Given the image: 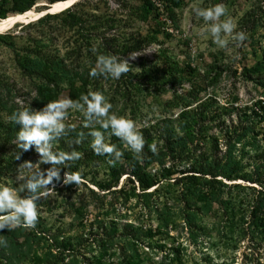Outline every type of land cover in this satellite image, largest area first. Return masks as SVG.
<instances>
[{
    "label": "trees",
    "instance_id": "16d2710c",
    "mask_svg": "<svg viewBox=\"0 0 264 264\" xmlns=\"http://www.w3.org/2000/svg\"><path fill=\"white\" fill-rule=\"evenodd\" d=\"M47 1L54 4L61 0ZM34 3L35 0H0V19L8 14L25 12ZM100 4L105 6L108 1L80 0L61 12L45 14L27 24L45 28L40 31V38L28 36L30 44L23 46L21 56L14 59L16 69L31 80L32 87L54 95L67 90V98L82 103L80 97L93 92L87 88V80L97 78L89 73L96 68L100 55L117 56L142 49L141 40L123 41L117 30L111 32L118 29V24L113 15L98 14ZM119 5L128 11L131 8L126 0ZM152 5L151 0L142 1L143 8ZM82 6L89 9L75 10ZM67 31L72 32L68 40L71 43L62 52L54 46V40L55 36ZM19 37L18 33H0V42L14 48L13 39ZM4 89L11 91L15 87L0 82V90ZM123 96L130 102L129 90ZM174 97V102L167 103L170 110L166 104L164 111L137 128L145 140L140 154L126 149L123 141L111 134V129H102L99 124L85 127L87 122L66 123V133L53 142V151L76 150L81 153V158L68 162L66 167L59 166L61 179L53 181L47 189L50 195L36 201V205L52 207L53 204L52 208H59L68 204L69 210L74 211L80 220L90 207L94 219L82 223V231H88L87 236L94 240L104 238L110 243L118 234L130 239L139 238L138 228L121 221L135 205L154 214L155 220L165 226L176 223L186 228L189 236L194 238L197 232L205 230L203 221L212 213L217 212L216 223H228L242 209L243 199L237 192L243 189L258 192L247 201V207L254 212L253 217L258 215L264 222V101L259 100L252 107L244 108L242 114L238 112L236 122L230 121L223 129L226 118L213 107L211 100H200L186 93ZM42 103L44 100H36L29 108L35 110ZM173 107L179 110L173 112ZM16 111L18 108L11 106L8 119H0V179L18 170L23 162L36 161L38 155L40 158L34 146L28 151L17 148L19 125L12 120ZM215 126L221 127L219 133L207 135ZM93 130L103 132L105 142L123 152L118 161L112 162L111 154H95L89 135ZM153 144L156 153L150 150L149 146ZM18 152L20 158L16 159ZM246 163L251 168L249 172L245 170ZM39 167L46 172L51 165L44 163ZM66 172L78 176L77 184L85 191L84 202L79 207L71 201L75 183H63ZM242 181L255 185H244ZM23 183L24 180L20 179L12 184L22 196L27 195L19 192ZM256 184L260 185L259 189ZM242 210L243 213L246 209ZM37 216L35 227L21 226L0 231V239L7 241V246H0V264H56L58 253L61 255L70 249L73 238L70 241L69 237L53 230L39 214ZM82 235L76 239L79 241Z\"/></svg>",
    "mask_w": 264,
    "mask_h": 264
},
{
    "label": "rangeland",
    "instance_id": "374dc122",
    "mask_svg": "<svg viewBox=\"0 0 264 264\" xmlns=\"http://www.w3.org/2000/svg\"><path fill=\"white\" fill-rule=\"evenodd\" d=\"M107 1V5H99L98 14L114 16L118 29L111 32L117 30L123 41L138 39L142 42V49L131 53L135 55L134 59L127 53L116 56L128 60V73L114 79L101 75L97 69V78L87 80V88L102 93L106 102L112 105L110 114L128 118L139 128L144 121L164 111L169 101L174 102V95L186 93L200 100H211L213 107L226 118L222 126L225 129L230 121L236 122L238 112L242 114L244 108L252 107L259 100L264 101V0H151L153 5L150 8L142 7L143 0H126L131 7L129 11L119 5L124 0ZM46 3L47 0H35L29 10L38 12ZM219 3L226 8L221 21L230 18L234 25L232 35L239 31L246 33L247 39L243 43L234 41L232 35H225L223 38L227 44L220 47L206 30L209 24L195 14V8H210ZM84 9L89 8L82 6L75 10ZM17 14L20 13L6 17ZM35 18L14 22L0 30L21 36L13 39L14 48L0 42V82L15 87L11 91L0 90V119H8L11 106L21 110L29 108L36 100H44L41 109H35L42 110L49 101L68 97L67 90L58 95L44 94L45 89L32 87L31 80L15 67L14 59L21 56L20 49L30 44L27 37L35 35L40 38V31L45 29L27 25ZM71 33L67 31L58 37L53 34L56 38L54 46L62 52L66 50L65 46L71 43L68 41ZM127 90L131 93L130 102L123 96ZM84 110L86 108L69 109L64 123H86ZM171 110L179 109L173 107ZM220 129L215 126L207 135H217ZM36 159L29 160L32 169L39 166V155ZM27 162L10 175L3 176L0 186L12 188L22 175L29 173L25 167ZM245 165L249 172L250 166ZM242 184L255 185L244 181ZM73 188L76 189L71 201L79 207L84 202L85 191L77 183ZM256 188L259 189L260 185L256 184ZM257 193L251 189L237 192L243 199L241 208L246 210L240 209L226 224L216 223L217 212L212 213L203 221L205 230L197 232L194 238L189 236L186 228L176 223L165 226L155 220L154 214L135 205L121 221L138 228L139 238L130 239L118 234L113 243L104 238L94 240L87 236L88 231H82V223L94 219L90 207L84 216L78 214L83 216L80 220L74 211L69 210L68 204L59 208H52L53 204L52 207L36 206L37 214L53 230L69 237L70 241L73 238L70 249L61 255L58 253L56 264H264V222L258 215L253 217L254 212L247 207V201ZM80 234L84 235L78 241L76 237Z\"/></svg>",
    "mask_w": 264,
    "mask_h": 264
},
{
    "label": "clouds",
    "instance_id": "9594fccd",
    "mask_svg": "<svg viewBox=\"0 0 264 264\" xmlns=\"http://www.w3.org/2000/svg\"><path fill=\"white\" fill-rule=\"evenodd\" d=\"M195 14L201 17L209 24L206 29L216 44L225 47L227 41L223 38L225 35L234 33V25L231 19L221 21L225 15L226 8L222 3L216 4L210 8H195ZM232 39L238 43H243L246 39V33L243 31L235 32ZM131 58L135 55L130 54ZM130 63L126 59L118 58L114 55H100L97 59L96 68L89 74L97 75V69L101 75L110 76L119 79L123 74L130 71ZM80 101H73L70 98L49 101L42 110H33L24 108L13 113L12 120L19 125V131L16 135V146L18 149L28 151L35 148L40 154L39 164L48 163L51 165L45 171L41 168L32 169V163L28 161L25 167L29 173L22 175L20 179L24 180L20 193L26 192L27 195H19L18 192L8 186H0V231L4 229L13 230L17 227H35L37 223V206L36 201L50 195L47 191L49 185L54 180L59 181V166H67L70 161H76L81 158V153L73 150L71 152L53 151V142L66 133L64 123L67 118L68 110L71 108L85 109L83 115L87 121L85 127L99 124L102 129H111V134L120 138L126 149L133 153L140 154L145 147V140L141 132L137 129L135 123L123 116L110 114L112 105L106 102L102 93L89 92L80 97ZM92 137L91 149L96 155L113 156V161H118L123 152L118 150L115 145L105 142L103 132L93 130L89 132ZM150 150L156 153V146L150 145ZM20 158L18 152L16 159ZM79 177L69 175L67 172L63 177V183H78ZM0 246H7V241L0 239Z\"/></svg>",
    "mask_w": 264,
    "mask_h": 264
},
{
    "label": "bare ground",
    "instance_id": "6f19581e",
    "mask_svg": "<svg viewBox=\"0 0 264 264\" xmlns=\"http://www.w3.org/2000/svg\"><path fill=\"white\" fill-rule=\"evenodd\" d=\"M72 2V0H61V1H57L54 3L53 7H49L50 10L53 11H59L61 9H64L67 5H69ZM39 16L38 12H34L32 10H27L25 12H22L20 14L17 15H13V16H8L4 19H2V21H0V30L6 26H9L11 24H13L14 22L17 21H25L28 18L31 17H37ZM7 28V27H6Z\"/></svg>",
    "mask_w": 264,
    "mask_h": 264
},
{
    "label": "water",
    "instance_id": "95a60500",
    "mask_svg": "<svg viewBox=\"0 0 264 264\" xmlns=\"http://www.w3.org/2000/svg\"><path fill=\"white\" fill-rule=\"evenodd\" d=\"M78 1H80V0H72V2H71L69 5H67L64 9L71 7L72 5H74L75 3H77ZM52 4H53V3L42 4V6H44V7H43V9L38 10L39 16H37L35 19L30 20V21H35V20L38 19L39 17H42L43 15L48 14V13H49V14H54V13H58V12H61L62 10H64V9L59 10V11H53V10H50V9H49V6L52 5ZM2 32H3V31H2ZM2 32L0 31V33H2Z\"/></svg>",
    "mask_w": 264,
    "mask_h": 264
}]
</instances>
